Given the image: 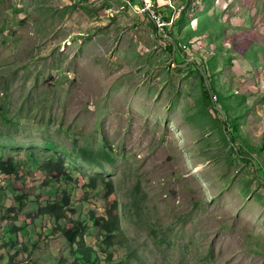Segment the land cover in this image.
<instances>
[{
    "label": "rangeland",
    "instance_id": "1",
    "mask_svg": "<svg viewBox=\"0 0 264 264\" xmlns=\"http://www.w3.org/2000/svg\"><path fill=\"white\" fill-rule=\"evenodd\" d=\"M152 3L169 19L163 29L142 0H0V158L17 170L0 173V264L11 254L15 263L72 260L54 218L38 215L63 189L62 226H88L97 258L264 264V0ZM217 108L261 171L231 148ZM80 148L105 158L85 161ZM52 153L73 178L44 187L39 164ZM95 174L112 188L87 187ZM110 210L120 228L107 245L93 216Z\"/></svg>",
    "mask_w": 264,
    "mask_h": 264
},
{
    "label": "trees",
    "instance_id": "2",
    "mask_svg": "<svg viewBox=\"0 0 264 264\" xmlns=\"http://www.w3.org/2000/svg\"><path fill=\"white\" fill-rule=\"evenodd\" d=\"M152 21L151 17L149 18ZM163 19L167 22L169 21L168 17H166L165 15H163ZM174 47H176L175 49V61L177 58V62L176 63H182L184 62V59L181 57L179 49L177 46H175V42L169 43V49L171 51V53L174 54ZM192 66H195L194 63H191ZM200 69L203 70L204 74L206 75L205 69L202 67V65H199ZM196 70L200 76L201 82L203 84V91H204V96L206 98V100L210 103V105H212V87L210 86L209 89H207L204 85V78L203 76H201L199 68L196 67ZM207 77V75H206ZM208 78V77H207ZM212 107V106H211ZM214 112L216 114H219L221 116V114L214 110ZM227 117V121L222 119V122H224L225 125V129L227 131L224 132L226 137H229L230 140L233 143V146L231 147L235 153H237L240 157L241 160L243 161H248L251 164H254L253 162H256L255 164L258 167V170L261 171V167L259 165V161L256 160L254 161L253 159H250L248 157H244L246 155L245 151L242 149V146H237V142H236V136H235V131H238V125L237 124H231V120L229 115L226 113V111H224ZM222 117V116H221ZM223 118V117H222ZM230 122V124H229ZM79 152L81 154V157L83 160L85 161H91V162H96L98 161V159H103L105 158V152L104 150L100 149V150H96V151H90L86 148H80ZM39 168L40 171L42 172V174L44 175V182L43 185L44 187L49 186V184L53 183V182H58L61 178H66L68 177L69 179H72L73 177L70 175V173L67 171V168L65 166V159L61 156H59L58 154L52 153V154H48L46 155L40 162L39 164ZM0 173L5 174V175H17V170H16V163L14 161V159L12 157H8L6 159H1L0 158ZM99 183H104L105 185L110 186V188H112V183L111 181H105L104 177L101 175H89L88 176V183H87V187H89L90 189L94 190L97 185ZM259 184L264 187V183L261 181L259 182ZM136 191L138 189V187L136 186ZM61 194V200L58 201L56 199L49 201V203H47L46 206H43L40 208L39 211V216H43V215H48V216H52L54 218V222L59 226L60 230L62 231L64 237L66 238V240H68V242L70 243V253L72 255V260L68 263V264H126V263H122V262H112L111 260V254L108 253L106 256H104L103 258H97L95 257L93 254V248L89 245H86L84 243V239H83V235L84 233H86V226L85 224H83L82 221H74V223L72 224V226L70 227H66V226H62L61 221L63 219L66 218L67 216V206L69 205L68 203V199H69V194L66 191V189H63ZM20 207H23L24 204L21 203V205H19ZM14 207L10 208L9 210H11L10 213L14 214V216L17 215V213L15 214L13 211ZM113 209H116V205L113 206ZM19 211H21V209H19ZM93 214V212H92ZM93 220H94V226L97 227V229L99 230V234L102 236L101 242L105 243L107 245H112L113 244V239L115 236V233L119 230L120 228V216L119 214H114L113 210H110L107 213V216L102 215V216H93ZM15 229H24L23 227L17 228L16 226H14L13 228H10V232L14 231ZM11 243H13L14 239L10 238ZM76 243V245L74 246L73 244ZM8 246L7 242H1L0 243V248L2 247H6ZM3 253L0 252V257H3ZM15 254H11L7 257L6 260V264H27V262H18L15 263L13 261ZM102 259V261H101ZM61 260L64 261V258H61ZM137 264V263H135Z\"/></svg>",
    "mask_w": 264,
    "mask_h": 264
},
{
    "label": "built area",
    "instance_id": "3",
    "mask_svg": "<svg viewBox=\"0 0 264 264\" xmlns=\"http://www.w3.org/2000/svg\"><path fill=\"white\" fill-rule=\"evenodd\" d=\"M143 1V7L144 9L143 10H148V11H151L152 15H150L149 13V16L151 17L152 21L155 22L157 21V24H158V27H160L161 29H163V27L165 26V24L167 23L164 19H163V15L160 14V13H156L155 10L153 11L151 8L154 7L153 3H152V0H142ZM142 6V5H141ZM142 7V8H143ZM156 24V23H155ZM156 26V25H155Z\"/></svg>",
    "mask_w": 264,
    "mask_h": 264
},
{
    "label": "water",
    "instance_id": "4",
    "mask_svg": "<svg viewBox=\"0 0 264 264\" xmlns=\"http://www.w3.org/2000/svg\"><path fill=\"white\" fill-rule=\"evenodd\" d=\"M173 56H174V59H175V49H174V54H173ZM192 61H195V60H192ZM183 64H186V62L182 63L181 65H183ZM179 65H180V64H179ZM199 71H200L201 76H203V78H204L203 71L200 70V68H199ZM204 85H205L206 88H208L207 81H206L205 78H204ZM217 111H218L220 114H222L223 120H226V115L223 113V111H222L221 109H219V108H217ZM225 132L227 133L226 129H225ZM253 163H254V164H253V165H254V168H255V170H256V169H257V166H256L255 162H253ZM261 181L264 183L263 180H261Z\"/></svg>",
    "mask_w": 264,
    "mask_h": 264
},
{
    "label": "bare ground",
    "instance_id": "5",
    "mask_svg": "<svg viewBox=\"0 0 264 264\" xmlns=\"http://www.w3.org/2000/svg\"><path fill=\"white\" fill-rule=\"evenodd\" d=\"M176 54V53H175Z\"/></svg>",
    "mask_w": 264,
    "mask_h": 264
}]
</instances>
